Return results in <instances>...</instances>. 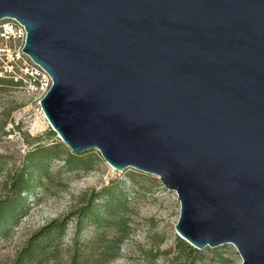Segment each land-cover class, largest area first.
I'll return each mask as SVG.
<instances>
[{
  "label": "water",
  "instance_id": "obj_1",
  "mask_svg": "<svg viewBox=\"0 0 264 264\" xmlns=\"http://www.w3.org/2000/svg\"><path fill=\"white\" fill-rule=\"evenodd\" d=\"M73 155L175 192L196 250L264 264V0H0Z\"/></svg>",
  "mask_w": 264,
  "mask_h": 264
},
{
  "label": "rangeland",
  "instance_id": "obj_2",
  "mask_svg": "<svg viewBox=\"0 0 264 264\" xmlns=\"http://www.w3.org/2000/svg\"><path fill=\"white\" fill-rule=\"evenodd\" d=\"M4 44L0 41V58L8 54L2 51L7 49ZM0 66H3L1 61ZM44 95L35 83L19 86L0 76V198L4 195V182L21 167L31 150L36 146L61 143L57 134L51 135L52 130L39 106ZM92 153L100 161L88 172H65L61 162L51 164L54 183L45 182L47 191H36V198L30 199L28 214L12 227L7 238L0 239V264H10L33 233L54 220L63 219L84 204L92 192L97 193L116 180L125 183L131 233L111 264H171L175 261L178 245L181 248L188 245L174 229L180 214L175 192L165 189L155 176L134 169L116 171L96 150ZM87 230L85 240L94 235L92 228ZM72 234L73 228L69 225L63 245L70 243ZM196 251L197 264L242 263L232 245Z\"/></svg>",
  "mask_w": 264,
  "mask_h": 264
},
{
  "label": "trees",
  "instance_id": "obj_3",
  "mask_svg": "<svg viewBox=\"0 0 264 264\" xmlns=\"http://www.w3.org/2000/svg\"><path fill=\"white\" fill-rule=\"evenodd\" d=\"M51 135L55 133L52 131ZM99 161L92 151L73 155L62 143L36 146L3 184L0 239L7 238L12 227L28 214L30 199L36 198V191H47L45 182L54 183L52 163L61 162L65 172H88ZM130 213L125 183L116 180L99 192H92L84 204L63 219L54 220L33 233L10 264H111L131 233ZM69 225L73 228L72 238L68 245H63ZM88 228L93 229L94 235L85 240ZM196 252L189 245L184 244L182 248L178 245L175 261L171 264H197Z\"/></svg>",
  "mask_w": 264,
  "mask_h": 264
},
{
  "label": "built area",
  "instance_id": "obj_4",
  "mask_svg": "<svg viewBox=\"0 0 264 264\" xmlns=\"http://www.w3.org/2000/svg\"><path fill=\"white\" fill-rule=\"evenodd\" d=\"M27 32L19 22L14 19H5L0 22V41L7 49L0 61V76L7 77L13 84L26 86L35 83L46 94L52 86L50 76L24 54ZM5 74V75H4ZM4 75V76H3Z\"/></svg>",
  "mask_w": 264,
  "mask_h": 264
}]
</instances>
